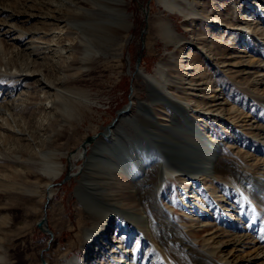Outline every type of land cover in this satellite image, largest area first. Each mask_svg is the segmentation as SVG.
Wrapping results in <instances>:
<instances>
[{"label": "rangeland", "instance_id": "374dc122", "mask_svg": "<svg viewBox=\"0 0 264 264\" xmlns=\"http://www.w3.org/2000/svg\"><path fill=\"white\" fill-rule=\"evenodd\" d=\"M0 1L1 6L16 15H26L30 10L55 14L53 10H57L64 18L59 24L60 36L54 37L58 46H51L54 50L46 48V39L58 27L50 29L46 19L43 22V18L34 15L23 20L18 16L19 20L13 22L32 34V53L27 52L29 47L25 44L30 35L21 43L11 38L15 34L0 35V105L10 112L9 116L0 115L2 264H40L42 248L47 264H58L74 254L81 257L87 252L81 241L92 218L75 195V187L82 178L92 145L107 124L115 121L132 133L133 127L124 116L135 114L139 101L149 104L158 122L166 123L170 118L163 103L149 101L147 85L136 72L141 69L152 73L157 61L164 68L162 81L170 96L193 108L214 104L218 114L202 116L195 120L196 125L228 145L234 156H245L246 161L252 162V171H260L257 158L264 157V24L259 22L264 13L258 10V16H251L244 11L247 3L254 0L237 2L235 8V0H190L192 5L185 14L170 13L157 0H121L129 27L114 32L108 40L98 37V46L92 44L96 56L91 53L87 58V39L82 35L91 26L83 23L104 20L118 27L121 19L116 11L99 0ZM161 17L170 22L181 43L159 34L156 22ZM259 18L262 20L258 22ZM46 29H50L49 35ZM232 32L237 34L236 39L230 38ZM86 44L89 47L90 42ZM15 70L18 74L27 71L29 76L18 75ZM61 80L65 92L72 94L81 89L88 94L92 102L89 109L71 105L72 116H62L59 109L63 107L54 100L53 89L43 83L57 84ZM126 105L129 110L119 116L118 110ZM50 150L61 152L63 171L58 176L44 171L48 163L46 151ZM77 150L82 152L75 156ZM49 182L53 183V192L47 198L45 186ZM205 182L208 186L209 180ZM182 185L191 187L177 176L166 179L160 198L171 208L174 219L185 222L179 208ZM104 187L112 194L110 199L118 201L125 210L141 212L134 182L123 172ZM221 187L220 184L217 188ZM206 192L207 188L200 189V203L209 200ZM46 199L44 231L36 222L43 215ZM109 221L113 227L109 235L117 243L112 250L109 243L102 244L98 252L92 245L82 263L106 264L109 257L121 261L120 255H125L124 259H132L133 264H166L160 249L157 248L161 255H152V239L139 224L127 221L128 224L121 214L115 213ZM186 224L188 229L193 228Z\"/></svg>", "mask_w": 264, "mask_h": 264}, {"label": "bare ground", "instance_id": "6f19581e", "mask_svg": "<svg viewBox=\"0 0 264 264\" xmlns=\"http://www.w3.org/2000/svg\"><path fill=\"white\" fill-rule=\"evenodd\" d=\"M157 1L168 12L178 14H185L187 8L192 5L190 0ZM240 1L245 0H235L233 8ZM99 2L106 8L116 11L121 20L118 27L113 22L104 20L91 19L92 21L82 22L91 26L88 33L84 32L82 35L87 39L86 58L91 53L96 56V49L92 44L98 46V37L108 40L114 32L124 31L130 25L125 18L126 8L121 0ZM247 4L244 11L247 10L251 16L252 13L256 16L258 10L264 13V0L249 1ZM53 11L56 13L42 11L35 13L30 10L28 13L24 11L26 15L21 16L0 5V35L10 37L9 33L15 34L11 36L12 39L19 43L25 41L30 33L15 26L13 22L19 20L18 16L23 17L21 19L23 20L25 16L34 15L43 18V22L46 19V25L51 26L50 29L58 27L56 33L51 31L52 36L46 39V48L54 50L51 46H58L54 37L60 36L58 34L62 26L59 24L64 18L57 10ZM260 18L258 22L262 20ZM259 23L264 24V19ZM156 26L159 34L174 38L177 44L181 43V38L176 36L175 30L165 17H161ZM50 29H46V34ZM228 29L233 28L228 26ZM236 35L232 32L230 38L236 39ZM31 38L32 34L25 41L29 53L34 51ZM89 42L90 45L87 47L86 43ZM16 48L19 49L18 46ZM14 72L18 74L17 70ZM136 72L142 75L147 85L149 101L163 103L166 111L170 112V118L166 123L158 122L149 104L139 101L135 114L124 116V120L133 127L132 133H127L115 121L104 127L101 136L91 147V152L84 163L82 178L78 180L74 190L83 208L92 218L91 225L85 229L81 241L83 250L85 248L87 252H83L81 257L74 254L58 264H84L82 263L84 256L89 253L92 245L98 252L101 249L100 245L109 243L108 247L112 250L114 243L118 241L112 240V236L109 235L113 228L109 219L114 213L121 214L126 222L139 224L148 232L152 239V255L163 253L166 264H264V157L257 158L261 162L260 171L255 173L251 169L252 162L246 161L245 156H234L228 145L208 136L202 126L196 125L195 120L200 117L218 114L214 104L209 108H193L189 103L170 96L165 91L162 81L164 68L161 61L156 62L152 73H143L141 69H137ZM262 72L263 77L264 69ZM19 74L29 76L27 71ZM43 83L47 88L53 89L54 100L63 107L59 109L63 117L72 116L71 105L89 109L92 103L88 94L81 89L75 90L76 93L73 92L75 95L65 92V83L62 80L57 84L49 81ZM128 110L129 106L126 105L118 110V115L122 116ZM1 114L9 116L10 112L7 107L3 108L0 105ZM188 135L192 137L189 138ZM81 152L77 150L74 155H80ZM60 153L57 150L46 151L48 163L44 171L52 176H58L63 171ZM119 172H123L134 182V191L138 196L141 212L125 210L118 201L110 199L109 195L112 194L105 191L104 186L108 185ZM175 176L191 185V187L182 185L179 194V208L185 215V222L174 219L171 208L165 206L160 198L165 180ZM206 180H209L208 186L205 184ZM50 183L45 186L47 198L51 197L53 192L52 187L48 186ZM220 184L221 190L218 189ZM206 188L209 200L200 203L197 200L201 194L200 189ZM46 200L48 202V199ZM43 215L46 216L45 210ZM77 222L79 224L80 220ZM186 222L193 225V228L188 229ZM39 228L47 230L46 218ZM104 240L106 242L102 243ZM157 248L162 253L158 252ZM124 256L120 255L121 261L109 257L106 264H133L132 259L126 261ZM4 262L5 258L0 253V264Z\"/></svg>", "mask_w": 264, "mask_h": 264}, {"label": "water", "instance_id": "95a60500", "mask_svg": "<svg viewBox=\"0 0 264 264\" xmlns=\"http://www.w3.org/2000/svg\"><path fill=\"white\" fill-rule=\"evenodd\" d=\"M91 137H89V138H87V139H90ZM53 185V183H50L48 186H52ZM47 200H45V202H44V205H43V210H44V208H45V206H46V202ZM45 221V217H44V215L43 216H41L40 217V219L36 222V226L37 227H41V225H42V223ZM44 248H42L41 250H40V264H46V261H45V259L43 258V257H41L42 256V250H43Z\"/></svg>", "mask_w": 264, "mask_h": 264}]
</instances>
